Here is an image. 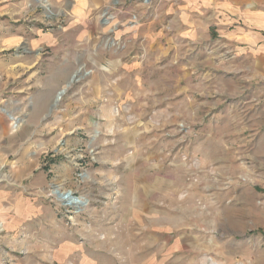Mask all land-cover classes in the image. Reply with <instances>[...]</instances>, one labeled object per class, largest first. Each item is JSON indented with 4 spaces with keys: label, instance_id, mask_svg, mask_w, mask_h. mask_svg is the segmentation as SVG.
I'll use <instances>...</instances> for the list:
<instances>
[{
    "label": "rangeland",
    "instance_id": "rangeland-1",
    "mask_svg": "<svg viewBox=\"0 0 264 264\" xmlns=\"http://www.w3.org/2000/svg\"><path fill=\"white\" fill-rule=\"evenodd\" d=\"M223 2L0 0V264H264V90L232 12L192 23Z\"/></svg>",
    "mask_w": 264,
    "mask_h": 264
},
{
    "label": "crops",
    "instance_id": "crops-1",
    "mask_svg": "<svg viewBox=\"0 0 264 264\" xmlns=\"http://www.w3.org/2000/svg\"><path fill=\"white\" fill-rule=\"evenodd\" d=\"M85 1L92 4L96 1L107 3L110 0ZM226 1L213 9L201 5L197 6L196 11H193V13H195L198 21L193 20V28L200 25V19L206 17L208 12L213 11V17L220 16L217 14L218 11L228 14V17L231 16L232 12V21L239 22L234 25L230 32L232 44L238 50V64L232 67V75L244 80L247 79V74L256 75L259 78L256 87L264 90V0ZM78 7H80V3ZM219 20L221 24L226 21L225 17L222 16ZM188 23L189 20L183 21L185 25Z\"/></svg>",
    "mask_w": 264,
    "mask_h": 264
},
{
    "label": "bare ground",
    "instance_id": "bare-ground-1",
    "mask_svg": "<svg viewBox=\"0 0 264 264\" xmlns=\"http://www.w3.org/2000/svg\"><path fill=\"white\" fill-rule=\"evenodd\" d=\"M68 85L69 84H65L64 86H63V88L58 92V95H57V97H56V99H55V102H58L60 99H61V97L63 96V94L65 93V91H66V89H67V87H68ZM58 187V186H57ZM54 191V190H53ZM62 191V190H61ZM61 191H60V196H62V198L66 201L67 199H69V196H65V194L63 195L62 193H61ZM80 200V199H79Z\"/></svg>",
    "mask_w": 264,
    "mask_h": 264
}]
</instances>
